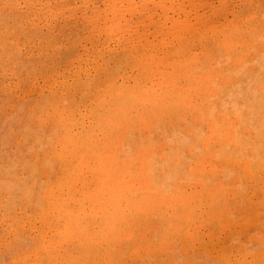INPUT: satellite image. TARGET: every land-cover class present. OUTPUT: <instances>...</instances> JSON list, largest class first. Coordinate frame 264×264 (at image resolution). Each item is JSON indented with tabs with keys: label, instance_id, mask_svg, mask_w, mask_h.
<instances>
[{
	"label": "rangeland",
	"instance_id": "rangeland-1",
	"mask_svg": "<svg viewBox=\"0 0 264 264\" xmlns=\"http://www.w3.org/2000/svg\"><path fill=\"white\" fill-rule=\"evenodd\" d=\"M227 28H229L228 32L232 30L230 35L227 32ZM223 30H225V33ZM167 72L169 74H167ZM200 72L206 73L204 74L205 77H203V74ZM108 73L111 75L108 76ZM179 73L184 74L181 75ZM198 73H200V75ZM178 74L179 76L177 77ZM173 75L174 78L172 79L175 80L169 83L168 80L170 81ZM180 75L182 78L179 79ZM186 77L194 82L192 81L190 84L189 82L191 81ZM158 78L162 82L156 85V83L160 82ZM107 80L108 82H106ZM186 80L189 82L187 83ZM174 81H178L177 84L175 83L176 87L174 86ZM185 81L187 86L192 85L187 88V92L185 88L183 90L179 88L181 83L182 88L186 86ZM167 83L168 85L173 84L171 87L168 86L167 89V86H165ZM118 84L120 86H118ZM125 85L128 86L125 87ZM142 85L146 86L147 89ZM151 85L156 88L152 90ZM193 85H195V87ZM199 85L204 87V89L202 90ZM131 86H133V88ZM134 86L135 89H137L135 90V94L134 91H132L134 90ZM122 87L125 91L128 89L131 90L130 92L128 90V93L126 91L128 96L125 94ZM160 88L163 90H159ZM192 88L196 91H193ZM121 89L122 91H120V93L122 92L125 95H119V90ZM138 90L140 93H136ZM147 90L152 91L148 92ZM156 90L160 91V94ZM190 90L191 94L188 92ZM175 91L179 96L177 94L172 95L173 92L174 94L176 93ZM180 91H182L184 95L180 96ZM152 92L156 93L155 97H149H154L151 100L153 103H151L148 97V101L145 99L146 97H144L145 100L142 99L144 94V96H146V94L149 96ZM198 92L201 93L198 94ZM131 93L134 95L132 96ZM157 95L162 98H158ZM134 96L137 98H134ZM180 97L182 98L181 100H179ZM90 98H93L94 101L90 100ZM118 98H120L119 101ZM141 99L143 101H140ZM155 100L158 101L156 102ZM193 101H196L197 104ZM122 102H125L124 105ZM119 103H121V107ZM167 103L168 105L172 103V105L170 104L171 107H166ZM79 104L81 108L78 106ZM115 104L120 108L116 110L117 107H114L116 106ZM142 104H145L144 107L147 106L145 108L148 109H144ZM181 104L187 106L183 107ZM123 106H125V109ZM70 107L71 109L68 110ZM112 107H114V109ZM79 108L81 110H79ZM127 108H131V110H129L130 112ZM153 108L155 109L153 110ZM60 109L63 113L60 112ZM89 109L96 110V112ZM71 110H74V112ZM182 110L185 112L179 115V111L182 112ZM49 111L55 113V115H52ZM80 111H83V113H80ZM115 111L117 112L115 113ZM94 113L96 114L95 117ZM168 113L169 115H167ZM69 114H71V116ZM171 114L177 116L172 118L173 116H170ZM58 116L59 120L57 119ZM167 116H169V118H166ZM99 117H102V122ZM92 118H95V120ZM103 118L105 121L104 124ZM67 120L69 122L71 121L70 124L67 123ZM77 121H80L79 124ZM115 122H117V124ZM177 122L178 124H176ZM224 122L226 123L225 125ZM91 123L93 124L90 126ZM113 123L116 125H113ZM96 124L100 126L96 127ZM103 125L105 130L103 129ZM226 125H228V127ZM215 126H221V128L217 127L218 129H215ZM68 127H70L71 131ZM80 127L83 129L80 130ZM222 127L224 128L222 129ZM232 127L233 129L231 130ZM224 129H226L224 132L226 133V137L229 135L227 138L224 137L225 134L222 133ZM229 129L231 134L228 131ZM91 130L92 132L96 131L95 134H92ZM218 130H220L219 133ZM65 131L67 133L72 132V135L67 134ZM63 133L66 138H64ZM87 133H89L90 136ZM221 133L223 134L222 137L220 135ZM99 135L100 137L102 136L101 139H99ZM108 135L112 138L110 137V139ZM67 136H69V138ZM70 136L74 137L71 138ZM87 136L89 138L91 137L92 142L89 141L90 139ZM102 139L103 141L106 139L108 144L103 142ZM218 139H221L220 142ZM70 140H72V142ZM80 140L83 142L82 145H79L81 142ZM85 140L87 141V145L84 142ZM98 140L105 143L104 146L102 145L103 143H100ZM114 141H116L115 144ZM96 142H98L96 144L97 147L94 145ZM110 143L114 150L113 153L115 151L117 153H112V150H110L111 147L109 146ZM232 143L234 144L232 145ZM59 144H61L60 149H58L60 146ZM56 145L58 148H54ZM98 147L101 148L99 149ZM113 147H116V149ZM72 148L74 149V153ZM93 148L96 149V155L95 149ZM102 148H104V150ZM105 148H107V150L109 148L111 152L108 151L113 155L108 154ZM214 148H216V150ZM55 149L56 152L54 151ZM91 149L94 151H90ZM51 150H53V152H51ZM78 150L79 152H77ZM52 153L54 155L59 154V157L54 156ZM76 153H79V155ZM209 153L210 155H208ZM236 153H238V155ZM47 155L50 156L47 157ZM63 155L66 156L63 157ZM106 155L108 156L107 166H105L106 168L104 169L106 172L97 170L94 166L99 164V158L101 156L107 160ZM114 155L117 156L116 161H119L118 163H116L115 159H110L111 157L114 158ZM60 156L62 159H59L61 158ZM67 156L68 158H66ZM69 156H71V158ZM94 156H99V158L97 157V159ZM109 159L115 162H111V165ZM129 159L132 165L127 164L129 163ZM210 159L213 160V162ZM227 159L229 160L228 162ZM122 160L124 162L126 161V165ZM208 160L211 161L212 165ZM232 160H234V162H231ZM68 161L71 162L69 163ZM246 161H248L247 167ZM203 162L204 164H201ZM229 163L231 165L230 167ZM115 164L116 166H113ZM214 164L217 166L214 167ZM79 165L80 167H78ZM86 165H88V167ZM109 165L112 166V168L110 167L109 169ZM124 165L128 166L125 167ZM240 165L244 167L242 166L241 169ZM200 166L204 169H201ZM56 167H58L57 170ZM116 167L117 169L114 170ZM196 167L198 170H195ZM75 168L79 170L77 169V172H75ZM136 168H141L140 170L143 169L142 172L144 174L140 172L139 169L138 172ZM239 168L241 170H239ZM245 168H248V170ZM107 169L109 173H107ZM118 169L120 173L116 174V172H119ZM211 169L214 171L211 172ZM133 170H136L134 171L135 174H132L134 173ZM261 170L264 172V0H0V264H27L28 262V264H47L46 262H48V264H54L56 262L59 264H108V261L112 264L114 262V256L116 255L119 257L118 260L116 256V261L120 262L115 263V261V264H146L147 262H150L149 264H200L201 261H204L205 264H214L216 261L217 264H233L235 261L239 264H248L249 259L251 260L255 257L254 261L253 259L250 261L251 264H264V174ZM244 171L247 172L245 173ZM101 174H109L108 182L101 180L106 177L105 179L107 181V175L104 176ZM119 174L123 179L121 176H118ZM69 175L76 176L72 177V179ZM82 175L85 180L82 179ZM129 175L132 177L135 176L131 179ZM250 175H252V179L251 177L248 178ZM54 176L55 179L52 180ZM117 176L119 179L118 183L122 180L120 184H116L117 179L115 180V178H117ZM124 176L127 179L124 178ZM137 176H139L140 180ZM246 176L247 179H245ZM143 177L145 178L144 180ZM95 178L100 180H96ZM110 179L111 181L112 179L116 181L115 183L112 181L114 187ZM134 179L136 180L134 181ZM146 179H148L147 182L149 183H147V186L145 185V188V186H141L143 182H140L144 181L146 183ZM261 179L263 180L261 181ZM54 180L56 182L58 181L57 185H55L56 183ZM82 180H84L83 185ZM94 180L97 181V183H94L96 188L93 184ZM125 180L131 182L127 184ZM110 182L111 184H109ZM98 183L100 185H97ZM106 183L109 184L110 187L109 193L108 191H104L109 188L105 186ZM132 183H135V185L137 184L138 188L134 184L132 185ZM176 183H178V186L180 185L178 189ZM89 184H92L94 189H92V186L90 187ZM68 185L71 188H69ZM72 185H74V187L78 185V192L80 190L81 192L78 194L77 187H75V189ZM46 186L48 187V191L44 190ZM51 186H55V191L54 187L52 189ZM86 186L89 187L86 188ZM182 186L184 188H182ZM133 187H135V189ZM221 187H223V189ZM101 188H105L103 191L106 194ZM121 188L124 190L123 192ZM217 188L221 190L219 191L221 194H219ZM71 189L73 194L72 191L69 193ZM180 189H182V191ZM183 189L185 192L188 190L192 193H197L198 197L192 194V198H190L189 192L186 194ZM96 190L97 193H95ZM143 190H146L145 192L147 193L143 192ZM179 190L183 193V196H181L182 193L181 195L179 194ZM148 191H150V194ZM112 192L113 195L111 194ZM139 192L142 196H140L141 194H139ZM142 192L145 195L149 194V196L146 195L147 201ZM88 193L91 194L89 195ZM176 193L181 197L179 199H184V201L182 200L183 202L181 201L180 203V201H178V203V197H173L174 195L171 196V199L169 195H177ZM214 193L217 196H215ZM53 194L54 197L52 196ZM63 194L66 196H63ZM96 194H98V197ZM126 194L129 195L126 197ZM130 194L131 198L128 200ZM212 194L214 195L213 199ZM74 195L75 197H73ZM110 195L114 197H110ZM137 195L138 198L134 197ZM187 195L191 199H189L191 203L187 200L188 197H185ZM76 196L78 200H76ZM61 197H63V199H61ZM148 197H151V199H148ZM46 198H48V200H46ZM139 198L141 200L144 198L146 201L145 205L148 206V208L144 205L145 201L143 200L141 202ZM131 199L134 201L132 202ZM136 199H139L141 205L143 204L146 208L142 205V208H139V210H132V208L136 209L137 204L135 203L138 202ZM203 199L207 202H204ZM106 200H108V205L106 204ZM185 200L188 202L186 203ZM86 201H88V203ZM123 202L124 206H122ZM129 203H131V206L134 205L135 207H130ZM217 203H220L219 206ZM126 204H129V207H127ZM157 204H159V209L157 208ZM105 205L107 207H105ZM195 205L197 207L196 209ZM46 206L48 207L47 211ZM96 206L98 208H96ZM38 207L41 208L39 209ZM56 207L58 212L56 211L57 209L55 210ZM138 207L139 204L137 209ZM188 207H191V210L190 208L187 209ZM129 208L132 210V213L129 212ZM210 208L213 209V212ZM79 209H84V211ZM90 209L93 212H91ZM143 209L144 211L142 212ZM183 209L188 210V212H185L189 214V217L187 214L183 213ZM146 210H148V213ZM174 210L177 211L174 212ZM180 210L183 211L179 212V214L182 215L178 216V214L175 217L173 213H178ZM39 211L44 212L41 213V215ZM48 211L50 212L48 213ZM217 211L219 212L217 213ZM52 212L54 213L52 214ZM106 212L108 215H112L110 216L112 218H109ZM79 213L82 214L80 215ZM129 213L131 215H129ZM144 213L146 216H144ZM195 213H198L197 216ZM57 214L59 215L57 216ZM193 214L195 217H193ZM26 215H28L27 218H29H26L25 222ZM38 215L41 219L37 217ZM190 216L193 219H190ZM32 217L34 221H32ZM73 217L75 218L73 219ZM140 217L143 219L147 218V221L146 219H140ZM148 217H151L152 220ZM45 218H48L47 221ZM97 218L98 220H95ZM105 218H107V221L109 219L108 224L112 222V225L109 224L110 226H107L108 229L106 227L107 221ZM184 218L186 220L188 218V220L186 221ZM194 218H196V220ZM2 219H6L5 221L7 223L11 222L12 224H6ZM13 219L18 221L15 223ZM43 220H45L44 223L46 225L43 223ZM127 220L129 221L127 222ZM135 220L136 223H134ZM138 220L141 223L137 222ZM166 220L167 222H165ZM173 220L175 221L174 223ZM184 220L185 222H183ZM189 220H192L193 223ZM145 221L146 224H143ZM158 221L163 224L161 225L160 223L159 225L157 223ZM194 221L196 222L194 223ZM122 222H126V224L123 223L124 225H121ZM155 222L158 225H156ZM170 222H172L173 225H169L168 223ZM176 222L181 224V228L178 224L176 226H179V228L174 226ZM187 222L191 225L187 224L190 228L187 227ZM63 223L65 224L64 227ZM117 224H119V228H117ZM136 224L138 227H136ZM164 224H167L168 227H162L166 226ZM12 225L14 227L16 226L15 232ZM184 225H186V227ZM94 226L97 229L93 231L92 229ZM102 226H105L104 228L106 231L110 229L107 232L108 234H102L105 233ZM113 226H115V230ZM127 226H129L128 231H126ZM154 226H157V228H154ZM53 227L55 228L53 229ZM20 228H23L24 231L20 230ZM60 229H62V233ZM86 229L87 232H85ZM168 229H171V231H167ZM123 230L127 233L123 232ZM89 231H91V234ZM183 231L187 233L184 234ZM159 232L160 234L157 235ZM167 232H171L169 235L171 236L172 234L173 236L170 237L167 235ZM100 233L103 236H101ZM117 233H121L120 237ZM143 233H145L144 236ZM175 233H177V236ZM180 233L183 234L181 238ZM47 234L50 235L48 236ZM145 236L148 239L145 240L142 245L141 243L146 239ZM164 236L166 242H170L174 240V238L175 240L167 246L168 243L164 241ZM186 236H188V238H186ZM50 238H52V240ZM121 238H124V240ZM184 238L187 241L183 243ZM63 239L64 242L62 241ZM161 239H163L162 242ZM127 240H129L131 244L128 243L129 241L127 242ZM78 241L80 242L78 243ZM106 241L112 246H107L108 242L105 246ZM117 241L119 245L122 244L123 248L116 243ZM136 241L139 245L136 244ZM99 242L104 245H98ZM157 242L161 250H158L159 245ZM84 244L86 245L83 250ZM113 244L115 246H113ZM140 244L143 250L140 248ZM150 244L155 245H153V249ZM176 244L179 249L176 248ZM44 245L48 248L44 247ZM94 245H98V248L94 247ZM136 245L139 246L138 248L140 249H138ZM147 245H149L151 249ZM104 246L105 249L106 247L109 248V252L107 250L105 256L104 252L106 250ZM70 247H72V251H69ZM112 247H114V249H111ZM147 247L148 250L150 249L151 252L157 254L154 255L151 253V255L146 249ZM174 247L175 249H173ZM75 248L77 250H75ZM95 248H97V251ZM85 249L86 251L90 250L87 251V253ZM98 249H102L104 252H100ZM129 250L132 252L127 253ZM157 250L158 252H155ZM34 251L37 256L34 254ZM98 251L102 254H99ZM112 251H115V254L112 253L113 255L110 256ZM122 251L125 254H123ZM73 252L77 253L76 256L75 254H71ZM91 252L94 256H92ZM22 253H26L27 255ZM82 253H86L87 256L90 255L89 258L86 257L88 260L85 258V254ZM135 253H138V255L135 256ZM18 254H20V257H18ZM108 254H110L109 257H112V259L109 258V260H107ZM131 255L133 256L131 257ZM142 255H144V257H142ZM14 256L15 258L12 260ZM97 256L99 259H97ZM102 256H104V259H102L105 261L107 260V262L100 259ZM134 256L135 258L137 256L140 258H137V260ZM57 257L60 259L58 260ZM62 257L63 259H61ZM79 258L80 260H78ZM141 258H143V260ZM50 259L52 262H50ZM66 259L67 262H65ZM222 259H225L223 263L220 262ZM239 259H241L240 262ZM36 261L40 263H36ZM74 261L76 262L74 263ZM100 261L101 263H99ZM226 261H228V263ZM236 262L234 264H236Z\"/></svg>",
	"mask_w": 264,
	"mask_h": 264
},
{
	"label": "bare ground",
	"instance_id": "bare-ground-1",
	"mask_svg": "<svg viewBox=\"0 0 264 264\" xmlns=\"http://www.w3.org/2000/svg\"><path fill=\"white\" fill-rule=\"evenodd\" d=\"M226 24H227V23H226ZM188 25H189V24H188ZM187 27H188V26H187ZM228 29H229V28H227V32H228ZM176 30H178V29H176ZM218 31H219V30H218ZM223 31H224V33H225V30H223ZM231 31H232V30H231ZM231 31L229 30V32H228L229 35H230V32H231ZM179 32H180V31H179ZM210 32H211V31H210ZM231 33H232V32H231ZM222 34H223V32H222ZM231 35H233V34H231ZM222 36H223V35H222ZM243 37H244V36H243ZM179 38H180V37H179ZM221 38H222V37H221ZM232 38H233V37H232ZM235 38H236V37H235ZM224 39H225V38H224ZM242 39H243V38H242ZM229 40H230V39H229ZM175 41H176V40H175ZM225 41H226V40H225ZM225 41H224V42H225ZM230 41H231V40H230ZM233 41L236 42L235 40H233ZM233 41H232V42H233ZM237 42H238V41H237ZM229 44H230V43H229ZM172 55H173V54H172ZM150 56H151V55H150ZM174 60H175V59H174ZM178 60H179V59H178ZM144 61H145V60H144ZM179 61H180V60H179ZM156 63H157V62H156ZM167 63H168V62H167ZM172 66H173V65H172ZM178 66H179V62H178ZM168 68H169V67H168ZM170 68H172V67H170ZM162 70H163V69H162ZM160 71H161V68H160ZM182 71H183V70H182ZM182 71H179V72H182ZM175 72H176V71H175ZM175 72H173V73H175ZM177 72H178V70H177ZM202 72H203V71H202ZM109 73H110V71H109ZM109 73H108V74H109ZM113 73H115V72H113ZM113 73H112V74H113ZM162 73H163V72H162ZM200 73H201V72H200ZM200 73H198V74L200 75ZM104 74H105V73H104ZM167 74H169V73L167 72ZM179 74H181V73H179ZM179 74L177 75V77L179 76ZM183 74H184V73H183ZM183 74H181V75H183ZM201 74H203V77H205L204 74H206V73H201ZM105 75H106V74H105ZM105 75H104V76H105ZM110 75H111V74H109L108 76H110ZM142 75H143V74H142ZM149 75H150V74H149ZM174 75H175V74H174ZM174 75L171 77V80H170V81L168 80L169 83H171L172 80H175V79H172V78H174ZM181 75H180L179 79L182 78ZM192 75H193V74H192ZM194 75H195V74H194ZM199 75H198V78H199ZM102 76H103V75H102ZM106 76H107V75H106ZM112 76H113V75H112ZM151 77H152V76H151ZM169 77H170V75H169ZM190 77H191V76H190ZM196 77H197V76H196ZM207 77H208V76H207ZM107 78H108V77H107ZM107 78H106V79H107ZM161 78H162V77H161ZM186 78H187V77H186ZM110 79H112V78H110ZM158 79H159V78H158ZM179 79H177V80H179ZM183 79H184V77H183ZM187 79H188V78H187ZM189 79H190V78H189ZM189 79H188V80H189ZM195 79H196V78H195ZM200 79H202V78H200ZM200 79H199V80H200ZM112 80H113V79H112ZM139 80H140V79H139ZM162 80H163V79H162ZM188 80H186L187 83H188L189 81H191V80H189V81H188ZM196 80H197V79H196ZM196 80H195V81H196ZM202 80H203V79H202ZM202 80H201V81H202ZM113 81H114V80H113ZM137 81H138V80H137ZM159 81H160V82H159V83H156V85H159V84L162 82L160 79H159ZM186 81H185V83H186ZM192 81H193V80H192ZM192 81L189 82V83L191 84ZM106 82H108V80H107ZM106 82H105V84L108 86V84H107ZM109 82H110V81H109ZM142 82H144V81H142ZM142 82H141V83H142ZM156 82H157V81H156ZM193 82H194V81H193ZM110 83H112V82H110ZM110 83H109V84H110ZM122 83H123V82H122ZM122 83H121V84H122ZM141 83H140V84H141ZM146 83H147V82H146ZM152 83H153V81H152ZM175 83L177 84L178 81H174V86H175ZM183 83H184V82H183ZM185 83H184V84H185ZM187 83L185 84L186 86H187ZM102 84H103V83H102ZM113 84H114V83H113ZM113 84H112V85H113ZM133 84H134V83H133ZM135 84H136V83H135ZM165 84H166V83H165ZM172 84H173V83H172ZM172 84L168 85V83H167V85H165V86H167V89H168V86L171 87ZM179 84H180V82H179ZM179 84H178V85H179ZM184 84H183V85H184ZM190 84H189V85H190ZM196 84H198V83H196ZM200 84H203V83H200ZM83 85H84V84H83ZM87 85H88V84H87ZM146 85H148V84H146ZM178 85H177V86H178ZM181 85H182V83L179 85L180 87L178 86V87L180 88V90H183V89L185 88V89H186V90H185L186 92H187V88L192 86V85H190V86H187V87L185 86V87L182 88ZM98 86H100V85H98ZM118 86H120V85L118 84ZM126 86H128V85H125V87H126ZM142 86L146 88V86H144V85H142ZM149 86H150V85H149ZM161 86L163 87L162 84H161ZM193 86L195 87V85H193ZM199 86H200V85H199ZM204 86H206V85H204ZM96 87H97V86H96ZM96 87H95V88H96ZM109 87H110V85H109ZM123 87H124V86H123ZM123 87H122V89H123ZM131 87L133 88V86H131ZM131 87H130V88H131ZM138 87H139V85H138ZM151 87H152V85H151ZM151 87H150V89H151ZM170 87H169V89H170ZM175 87H176V86H175ZM178 87H177V88H178ZM197 87H198V86H197ZM200 87H201V86H200ZM97 88H98V87H97ZM103 88H104V87H103ZM136 88H137V87H136ZM153 88H156V87H155V86L152 87V90H154ZM165 88H166V87H165ZM201 88H202V90L204 89V87H201ZM99 89H100V88H99ZM122 89L119 90V95H120V94H121V95L124 94V93H122V92L120 93V91H122ZM139 89H144V88H139ZM146 89H147V88H146ZM161 89H162V88H160L159 90H161ZM189 89H191V88H189ZM192 89H193V88H192ZM206 89H208V88H206ZM206 89H205V90H206ZM88 90H89V89H88ZM105 90H106V88H105ZM123 90H124V89H123ZM128 90H129V89H128ZM128 90H126L127 93H128ZM135 90H137V89H135V86H134V90H132V91H134V94H135ZM152 90H150V91L147 90V91H148V92H151ZM162 90H163V89H162ZM164 90H166V89H164ZM197 90H198V89H197ZM85 91H86V90H85ZM89 91H90V90H89ZM89 91H88V92H89ZM94 91H95V90H94ZM97 91H99V90H97ZM100 91H101V89H100ZM126 91L124 90L125 94H126ZM130 91H131V90H129V92H130ZM140 91H141V90H140ZM145 91H146V90H145ZM156 91H158V90H156ZM170 91H172V90H170ZM173 91H174V88H173ZM176 91H177V89H176ZM176 91H175V92H176ZM193 91H196V90L193 89ZM198 91H199V90H198ZM200 91H201V90H200ZM88 92H87V93H88ZM138 92H139V90L136 91V93H138ZM161 92H162V91H161ZM181 92H182V91H180V93H179L180 96L184 95V93L182 92V94H181ZM188 92L190 93L191 90L188 91ZM202 92H204V91H202ZM207 92H208V91H207ZM207 92H205V93H207ZM94 93H95V92H94ZM101 93H102V92H101ZM139 93H140V92H139ZM158 93L160 94V91H158ZM163 93H164V92H163ZM163 93H162V94H163ZM166 93H167V92H166ZM170 93H171V92H170ZM170 93H168V94H170ZM194 93H195V92H194ZM194 93H193V96H194ZM200 93H201V92H200ZM200 93L198 92V94H200ZM95 94H96V93H95ZM95 94H94V95H95ZM125 94H124V95H125ZM131 94H132V93H131ZM131 94H130V95H131ZM134 94H132V96H133ZM141 94H143V93H141ZM150 94H151V93H150ZM152 94H153V95H152ZM152 94L149 95V96H148L147 94H146V96H144V95H145V94H144V95L142 96V99H144V97H146L145 99H146L147 101H148L149 99H150V101H151V100L156 96V95H155V94H156L155 92H154V93L152 92ZM176 94L178 95L177 92H176L175 94H174V92H173L172 95H176ZM186 94H187V93H186ZM190 94H191V93H190ZM196 94H197V92H196ZM196 94H195V95H196ZM202 94H203V93H202ZM105 95H106V94H105ZM107 95H108V94H107ZM126 95L128 96V94H126ZM137 95H138V94H137ZM137 95H136V96H137ZM139 95H140V94H139ZM163 95H164V94H163ZM187 95H188V94H187ZM86 96H87V94H86ZM150 96H151V97L154 96V97H153V98H149ZM157 96H158V95H157ZM166 96H168V95H166ZM178 96H179V95H178ZM185 96H186V95H185ZM83 97H85V96H83ZM88 97H89V96H88ZM88 97H87V99H88ZM91 97H92V96H91ZM101 97H102V94H101ZM123 97H124V96H123ZM129 97H130V96H129ZM140 97H141V96H140ZM147 97H148L149 99H147ZM159 97H160V99L162 98L161 96H158V98H159ZM169 97H170V95H169ZM169 97H168V98H169ZM172 97H173V96H172ZM114 98H115V97H114ZM126 98H127V97H126ZM134 98H137V97L134 96ZM165 98H166V97H165ZM176 98H177V97H176ZM178 98H179V97H178ZM183 98H184V96H183ZM188 98H189V97H188ZM195 98H196V97H195ZM115 99H116V98H115ZM119 99H120V98H118V101H119ZM127 99H128V98H127ZM131 99H132V98H131ZM142 99H141L140 101H143ZM145 99H144V100H145ZM155 99H157V98H155ZM173 99H175V98H173ZM181 99H182V98L180 97L179 100H181ZM184 99H185V98H184ZM90 100H93V98H92V99L90 98ZM95 100H96V99H95ZM158 100H159V99H158ZM158 100H155V101L157 102ZM164 100H165V99H164ZM175 100H176V99H175ZM196 100H197V99H196ZM93 101H94V100H93ZM99 101H100V100H99ZM122 101H124V100H122ZM140 101H139V102H140ZM147 101H146V102H147ZM161 101H162V100H161ZM166 101H167V100H166ZM169 101H170V100H169ZM186 101H187V98H186ZM110 102H111V101H110ZM126 102H127V101H126ZM128 102H129V101H128ZM162 102H163V101H162ZM162 102H161V103H162ZM172 102H173V100H172ZM177 102H178V101H177ZM188 102H189V101H188ZM190 102H191V101H190ZM193 102H195V103L197 104L196 101H193ZM97 103H98V102H97ZM99 103H100V102H99ZM122 103H123V102H122ZM124 103H125V102H124ZM124 103H123V105H124ZM144 103H145V102H144ZM147 103H148V102H147ZM151 103H153V102L151 101ZM151 103H149V104H151ZM163 103H164V102H163ZM163 103H162V104H163ZM174 103H175V102H174ZM179 103H180V102H179ZM88 104H89V103H88ZM90 104H93V103H90ZM113 104H114V101H113ZM119 104H120V107H121V103H119ZM128 104H129V103H128ZM154 104H155V102H154ZM154 104H153V106H154ZM170 104L172 105V103H170ZM170 104L168 105V103H167V104H166V107H168V106L171 107ZM177 104H178V103H177ZM184 104H185V103H184ZM186 104H189V103H186ZM72 105H73V104H72ZM75 105H76V103H75ZM115 105H116V104H115ZM134 105H135V104H134ZM142 105H143V104H142ZM144 105H145V104H144ZM144 105H143V107H144ZM160 105H161V104H160ZM160 105H159V106H160ZM179 105H180V104H179ZM181 105H182V104H181ZM52 106H53V105H52ZM78 106H80V104H79ZM106 106H107V105H106ZM162 106H163V105H162ZM182 106H183V105H182ZM184 106H187V105H184ZM184 106H183V107H184ZM192 106H193V104H192ZM67 107H68V106H67ZM73 107H75V106H73ZM89 107H90V106H89ZM114 107H117V105L114 106ZM114 107H112V108L114 109ZM120 107H117L116 110H117L118 108H120ZM128 107H129V106H128ZM145 107H147V106H145ZM145 107H144V109H146ZM155 107H156V106H155ZM172 107H173V106H172ZM175 107H176V106H175ZM180 107H181V106H180ZM194 107H196V106H194ZM54 108H55V107H54ZM56 108H57V107H56ZM76 108H77V107H76ZM80 108H81V106H80ZM80 108H79V110H81ZM93 108H94V107H93ZM123 108L125 109V106H123ZM135 108H136V107H135ZM138 108H139V106H138ZM63 109H64V108H63ZM70 109H71V107H70L68 110H70ZM72 109H73V108H72ZM96 109H97V108H96ZM127 109H128V111L131 110V108H130V109L127 108ZM133 109H134V108H133ZM133 109H132V111H133ZM144 109H143V110H144ZM147 109H148V108H147ZM147 109H146V110H147ZM154 109H155V108H153V110H154ZM157 109H158V108H157ZM165 109H167V108H165ZM171 109H172V108H171ZM177 109H178V108H177ZM50 110H51V108H50ZM57 110H58V109H57ZM60 110H61V109H60ZM60 110H59V111H60ZM64 110H65V109H64ZM89 110H93V109H89ZM100 110H101V109H100ZM174 110H175V109H174ZM174 110H172V111H174ZM178 110H180V109H178ZM183 110H184V108H183ZM183 110H182V112L179 111V113H178V112H177V113H178L179 115H180L181 113L183 114V113L185 112V111L183 112ZM59 111H58V113H59ZM71 111H72V110H71ZM94 111L96 112V110H93V112H94ZM105 111H106V110H105ZM128 111H127V112H128ZM168 111H169V109H168ZM175 111H176V110H175ZM49 112H50V111H49ZM60 112H62V110H61ZM69 112H70V111H69ZM72 112H74V110H73ZM81 112L83 113V111H80V113H81ZM90 112H92V111H90ZM103 112H104V111H103ZM116 112H117V111H115V113H116ZM129 112H130V111H129ZM142 112H143V111H142ZM142 112H141V114H142ZM156 112H157V111H156ZM159 112H161V111H159ZM163 112H164V111H163ZM163 112H162V113H163ZM50 113H51V112H50ZM50 113H49V114H50ZM62 113H63V112H62ZM65 113H66V112H65ZM70 113H71V112H70ZM170 113H172V112H170ZM173 113H174V112H173ZM256 113H257V112H256ZM256 113H255V114H256ZM51 114H52V115H55V113H51ZM51 114H50V115H51ZM66 114H67V113H66ZM74 114H75V113H74ZM84 114H85V113H84ZM90 114H91V113H90ZM94 114H95V113H94ZM134 114H135V113H134ZM148 114H150V113H148ZM253 114H254V113H253ZM52 115H51V116H52ZM60 115H61V114H60ZM63 115H65V114H63ZM69 115L71 116V114H69ZM91 115H93V114H91ZM155 115H156V114H155ZM167 115H169V113H168ZM67 116H68V115H67ZM78 116H79V115H78ZM95 116H96V114L94 115V117H95ZM130 116H131V115H130ZM133 116H134V115H133ZM137 116H138V115H137ZM170 116H173V115L171 114ZM174 116H177V115H174ZM174 116H173L172 118H174ZM254 116H255V115H254ZM52 117H53V116H52ZM63 117H65V116H63ZM72 117H73V116H72ZM153 117H154V116H153ZM58 118H59V116L57 117V119H58ZM70 118H71V117H70ZM81 118H82V117H81ZM97 118H98V117H97ZM99 118H100V120L102 119V117H99ZM104 118H105V116H104ZM104 118H103V124H104V122H105V121H104ZM144 118H145V117H144ZM156 118H157V117H156ZM166 118H169V116H167ZM228 118H229V117H228ZM63 119H66V118H63ZM68 119H69V117H68ZM79 119H80V118H79ZM79 119H78V120H79ZM92 119L95 120V118H92ZM116 119H117V117H116ZM142 119H143V118H142ZM142 119H141V120H142ZM149 119L152 120L151 118H149ZM177 119H179V118H177ZM218 119H219V118H218ZM231 119H232V118H231ZM58 120H59V119H58ZM69 120H70V119H69ZM179 120H180V119H179ZM236 120H237V118H236ZM55 121H56V120H55ZM64 121H65V120H64ZM71 121H72V119H71ZM71 121H70V122H71ZM80 121H81V120H80ZM80 121H79V122H80ZM131 121H132V120H131ZM161 121H162V120H161ZM167 121H168V119H167ZM232 121H233V119H232ZM232 121H231V122H232ZM59 122H60V121H59ZM70 122L67 120V123L70 124ZM73 122H75V121H73ZM77 122H78V121H77ZM79 122H78V124H79ZM96 122H97V121H96ZM96 122H95V123H96ZM101 122H102V120H101ZM126 122H127V121H126ZM172 122H173V121H172ZM225 122H226V121H225ZM225 122H224V125L226 124ZM227 122H229V121H227ZM234 122H235V121H234ZM63 123H64V122H63ZM81 123H82V122H81ZM95 123H94V124H95ZM98 123H99V122H98ZM115 123L117 124V122H115ZM119 123H120V122H119ZM174 123H175V122H174ZM54 124H55V123H54ZM73 124H74V123H73ZM92 124H93V123H91L90 126H91ZM116 124L113 123V125H116ZM172 124H173V123H172ZM176 124H178V122H177ZM176 124H175V125H176ZM249 124H251V123H249ZM252 124H253V123H252ZM101 125H102V124H101ZM211 125H212V124H211ZM224 125H223V126H224ZM73 126H75V125H73ZM95 126H96V127H99L100 125L98 124V126H97V124H96ZM118 126H119V124H118ZM134 126H135V125H134ZM212 126H213V125H212ZM221 126H222V124H221ZM221 126H220V127L217 126V127H218V128H221ZM226 126L228 127V125H226ZM53 127H54V126H53ZM56 127H57V126H56ZM60 127H62V126H60ZM172 127H174V126H172ZM213 127H214V126H213ZM215 127H216V126H215ZM217 127H216L215 129H218ZM227 127H226V129H227ZM68 128H69V130H70V127H68ZM73 128H74V127H73ZM73 128H71V129H73ZM80 128H81V127H80ZM111 128H112V127H111ZM117 128H118V127H117ZM223 128H224V127H222V129H223ZM238 128H239V127H238ZM76 129H77V128H76ZM82 129H83V128H81L80 130H82ZM88 129H89V128H88ZM92 129H93V128H92ZM95 129H96V128H95ZM103 129H104V125H103ZM131 129H132V128H131ZM211 129H212V127H211ZM226 129H224L222 133H224V132L226 131ZM232 129H233V127L231 128V130H232ZM259 129H260V128H259ZM57 130H58V128H57ZM69 130H68V131H69ZM104 130H105V129H104ZM122 130H123V129H122ZM213 130H214V128H213ZM242 130H243V129H242ZM244 130H245V129H244ZM247 130H248V129H247ZM70 131H71V130H70ZM84 131H85V130H84ZM126 131H128V130H126ZM126 131H125V132H126ZM219 131H220V130H218V133H219ZM228 131H229V133H230V129H229ZM245 131H246V130H245ZM65 132H66V131H65ZM79 132H80V131H79ZM95 132H96V131H95ZM95 132H92V130H91V133H92V134H93V133L95 134ZM56 133H57V131H56ZM66 133H67V132H66ZM71 133H72V132H71ZM71 133H67V134H71ZM222 133L220 134L221 137H222V135H223ZM227 133H228V132H227ZM240 133H241V132H240ZM57 134H58V133H57ZM61 134H62V133H61ZM73 134H74V133H73ZM80 134H81V133H80ZM87 134L89 135V133H87ZM98 134H99V133H98ZM106 134H107V133H106ZM214 134H217V133H214ZM224 134H225L224 137H226V133H224ZM230 134H231V133H230ZM71 135H72V134H71ZM113 135H114V134H113ZM220 135H219V136H220ZM63 136H64V138H66L65 135H64V133H63ZM89 136H90V135H89ZM108 136H109V135H108ZM108 136H107V137H108ZM111 136H112V134H111ZM111 136H109V138H110ZM116 136H117V135H116ZM121 136H124V135H121ZM211 136H212V135H211ZM216 136H217V135H216ZM216 136H214V137H216ZM219 136H218V137H219ZM228 136H229V135H227V137H228ZM231 136H232V135H231ZM59 137H60V136H59ZM67 137L69 138V136H67ZM70 137H71V136H70ZM72 137H74V136H72ZM72 137H71V138H72ZM83 137H84V136H83ZM87 137H88V136H87ZM87 137H86V138H87ZM96 137H97V135H96ZM99 137H100V135H99ZM103 137H104V136H103ZM221 137H220V138H221ZM227 137H226V138H227ZM71 138H70V139H71ZM86 138H85V139H86ZM88 138H89V137H88ZM94 138H95V136H94ZM101 138H102V136H101L99 139H101ZM111 138H112V137H111ZM111 138H110V139H111ZM231 138H232V137H231ZM82 139H83V138H82ZM82 139H81V140H82ZM89 139H90L89 141H91V137H90ZM107 139H108V138H107ZM117 139H118V138H117ZM76 140H77V139H76ZM81 140H80V141H81ZM87 140H88V139H87ZM93 140H94V139H93ZM108 140H109V139H108ZM108 140H107V141H108ZM115 140H116V139H115ZM120 140H121V139H120ZM120 140H119V141H120ZM218 140H219V139H218ZM220 140H221V139H220ZM220 140H219V142H220ZM229 140H231V139H229ZM59 141H60V140H59ZM59 141H58V142H59ZM67 141H68V139H67ZM67 141H66V142H67ZM70 141L72 142V140H70ZM73 141H74V140H73ZM94 141H95V140H94ZM98 141L101 143V142L103 141V139H102V141H100V140H98ZM222 141H223V139H222ZM74 142H75V141H74ZM77 142H78V141H77ZM84 142H85L86 145H87V141L85 140ZM91 142H92V141H91ZM103 142L107 143V142H106V139H105V141H103ZM103 142H102V143H103ZM111 142H113V141H111ZM115 142H116V141H114V144H115ZM227 142H228V141H227ZM62 143H63V142H62ZM69 143H70V142H69ZM85 143H84V144H85ZM89 143H90V142H89ZM97 143H98V142H96L95 144L93 143V144L96 146ZM105 143H103L102 145L104 146ZM222 143H223V142H222ZM64 144H65V143H64ZM73 144H74V143H73ZM82 144H83V142L81 141L79 145H82ZM107 144H108V143H107ZM107 144H106V145H107ZM225 144H226V143H225ZM233 144H234V143H232V145H233ZM45 145H46V144H45ZM59 145H60L59 148L57 147V145H56L54 148L57 147L58 149H60L61 144H59ZM70 145H71V144H70ZM86 145H85V146H86ZM91 145H92V143H91ZM106 145H105V146H106ZM117 145H118V144H117ZM220 145H221V144H220ZM72 146H73V145H72ZM89 146H90V144H89ZM98 146H99V145H98ZM103 146H102V147H103ZM109 146L111 147V143H110ZM115 146H116V145H115ZM234 146H235V145H234ZM69 147H70V146H69ZM73 147H74V146H73ZM78 147H80V146H78ZM96 147H97V146H96ZM96 147H95V148H96ZM106 147H108V146H106ZM110 147H109V148H110ZM66 148H67V147H66ZM76 148H77V147H76ZM84 148H85V147H84ZM90 148H92V147H90ZM90 148H89V149H90ZM95 148H93V149H95ZM98 148H99V147H98ZM100 148H101V147H100ZM100 148H99V149H100ZM109 148H108V150H109ZM113 148L116 149V147H113ZM58 149H57V150H58ZM72 149H73V148H72ZM86 149H87V148H86ZM93 149H91L90 151H94ZM102 149L104 150V148H102ZM105 149L107 150V148H105ZM214 149L216 150V148H214ZM67 150H68V149H67ZM97 150H98V149H97ZM108 150L106 151V152H108V154H112L113 151H114V150L112 149V147L110 148V150H112V153H110L111 151L109 150V151H110V152H109ZM54 151L56 152V149H55ZM64 151H65V150H64ZM88 151H89V150H88ZM51 152H53V150H51ZM70 152H71V148H70ZM75 152H76V151H75ZM77 152H79V150H78ZM81 152H83V151H81ZM81 152H80V153H81ZM115 152H116V151H115ZM115 152H114V153H115ZM45 153H46V152H45ZM60 153H61V150H60ZM63 153H64V152H63ZM73 153H74V149H73ZM89 153H90V152H89ZM104 153H105V152H104ZM104 153H103V155L105 156L106 153H105V154H104ZM114 153H113V154H114ZM116 153H117V152H116ZM210 153H212V152H210ZM210 153H209L208 155H210ZM47 154H48V153H47ZM52 154H53V153H52ZM55 154H56V153H55ZM68 154H69V153H68ZM76 154L79 155V153H76ZM81 154H82V153H81ZM81 154H80V155H81ZM98 154H99V152H98ZM113 154H112V155H113ZM236 154L238 155V153H236ZM45 155H46V154H45ZM53 155H54V154H53ZM57 155H58V156H57ZM60 155H61V154H60ZM66 155H67V153H66ZM66 155H63V157H65ZM70 155H72V154H70ZM74 155H75V154H74ZM95 155H96V149H95ZM112 155H111V156H112ZM217 155H218V152H217ZM220 155H221V154H220ZM48 156H50V155H47V157H48ZM54 156L59 157V154H56V155H54ZM211 156H212V155H211ZM60 157H61V156H60ZM69 157L71 158V156H69ZM75 157H76V156H75ZM81 157H82V156H81ZM81 157H80V159H81ZM94 157H96V156H94ZM97 157L99 158V156H97ZM97 157H96V158H97ZM106 157H107V158H106L107 160H105L104 157H103V158H104V159H103L102 156L99 158V160H100L99 164H97V166H96V165L94 166L95 168H97V170H102V172L105 171L104 169L106 168L105 166H107V161H108V156L106 155ZM109 157H110V156H109ZM66 158H68V156H67ZM66 158H64V159H66ZM73 158H74V157H73ZM76 158H77V157H76ZM78 158H79V157H78ZM88 158H89V157H88ZM98 158H97V159H98ZM116 158H117V156L114 155V158L111 157L110 159H112V160L115 159V161H116ZM205 158H206V157H205ZM59 159H62V157L59 158ZM110 159H109V162H110V164H111V162H113V161H112V160L110 161ZM120 159H121V158H120ZM140 159H141V158H140ZM203 159H204V158H203ZM203 159H202V160H203ZM211 159H212V158H211ZM211 159H210V160H211ZM214 159H215V158H214ZM66 160H67V159H66ZM71 160H72V159H71ZM73 160H74V159H73ZM99 160H98V161H99ZM117 160H118V159H117ZM141 160H142V159H141ZM210 160H208V161H209V163L211 164V161L213 162V160H211V161H210ZM225 160H226V159H225ZM234 160H235V159H234ZM234 160H232L231 162H234ZM58 161H59V160H58ZM58 161H57V162H58ZM60 161H61V160H60ZM82 161H83V158H82ZM96 161H97V160H96ZM115 161H114V162H115ZM120 161H121V160H120ZM130 161H131V160L129 159V163H127L128 165H129V164L132 165V164L130 163ZM214 161H215V160H214ZM223 161H224V160H223ZM228 161H229V160L227 159V162H228ZM63 162H64V160H63ZM68 162H69V161H68ZM70 162H71V161H70ZM70 162H69V163H70ZM77 162H78V161H77ZM114 162H113V163H114ZM118 162H119V161H118ZM118 162L116 161V163H118ZM122 162H124V161L122 160ZM125 162H126V161H125ZM125 162H124V163H125ZM132 162H133V161H132ZM136 162H137V161H136ZM140 162H141V161H140ZM200 162H201V161H200ZM204 162H205V161H204ZM204 162L201 163V164H204ZM219 162H220V161H219ZM247 162H248V161L245 162V163H246V167H247ZM80 163H81V162H80ZM88 163H89V161H88ZM88 163H87V164H88ZM91 163H92V162H91ZM95 163H96V162H95ZM196 163H197V162H196ZM216 163H217V162H216ZM222 163H223V162H222ZM222 163H221V165H222ZM241 163H242V161H241ZM245 163H244V164H245ZM85 164H86V163H85ZM120 164H121V163H120ZM120 164H117V165H120ZM136 164H138V163H136ZM139 164H140V163H139ZM242 164H243V163H242ZM80 165H81V164H80ZM80 165H79L78 167H80ZM111 165H112V164H111ZM125 165H126V163H125ZM125 165H124V166H125ZM128 165H127V166H128ZM211 165H212V164H211ZM237 165H238V163H237ZM86 166L88 167V165H86ZM113 166H116V164L113 165ZM124 166H123V168H124ZM127 166H125V167H127ZM139 166H140V165H139ZM201 166H202V165H201ZM201 166H200V168H201V169H204V168L201 167ZM204 166H205V165H204ZM213 166L215 167V166H217V165L214 164ZM230 166H231V165H230V163H229V167H230ZM240 166H241V169H242V166H243V165H240ZM94 167H93V168H94ZM110 167L112 168V166L109 165L108 168L110 169ZM120 167H121V166H120ZM120 167H119V168H120ZM129 167H130V166H129ZM143 167H144V166H143ZM194 167H195V166H194ZM210 167H211V166H210ZM237 167H238V166H237ZM243 167H244V166H243ZM57 168H58V167H56V170H57ZM60 168H61V167H60ZM60 168H59V169H60ZM66 168H67V167H66ZM90 168H91V166H90ZM212 168H213V167H212ZM226 168H227V167H226ZM61 169H62V168H61ZM75 169H76V168H75ZM77 169H78V168H77ZM77 169H76L75 172H77ZM116 169H117V167H116L114 170H116ZM136 169H137V168H136ZM138 169H139V168H138ZM138 169H137V170H138ZM140 169H141V168H140ZM140 169H139V170H140ZM145 169H146V168H145ZM214 169H216V168H214ZM241 169L239 168V170H241ZM245 169L248 170V168H245ZM245 169H244V170H245ZM67 170H68V169H67ZM78 170H79V169H78ZM80 170H81V169H80ZM92 170H93V169H92ZM121 170H122V169H121ZM139 170H138V172H139ZM142 170H143V169H142ZM142 170H140V172H142ZM195 170H198L197 167H196ZM205 170H206V167H205ZM205 170H204V172H205ZM53 171H54V169H53ZM58 171H59V170H58ZM61 171H62V170H61ZM61 171H60V172H61ZM118 171H119V172H116V174H117V173H120V170H119V169H118ZM123 171H124V169H123ZM125 171H126V169H125ZM134 171H136V170H133V172H134ZM199 171H200V170H199ZM199 171H197V172H199ZM201 171H202V170H201ZM206 171H207V170H206ZM210 171L212 172V171H214V170L211 169ZM242 171H243V170H242ZM255 171H256V170H255ZM258 171H259V170H258ZM261 171H262V170H261ZM56 172H57V171H56ZM56 172H55V175H56ZM62 172H63V171H62ZM62 172H61V174H62ZM105 172H106V171H105ZM138 172H137V173H138ZM193 172H194V171H193ZM197 172H196V173H197ZM204 172H203V173H204ZM244 172H245V171H244ZM246 172H247V171H246ZM246 172H245V173H246ZM256 172H257V171H256ZM256 172H255V173H256ZM262 172H263V171H262ZM262 172H261V174H262ZM65 173H66V172H65ZM67 173H69V172H67ZM85 173H86V172H85ZM87 173H88V172H87ZM107 173H109V172H108V169H107ZM122 173H123V172H122ZM131 173H132V172H131ZM131 173H130V174H131ZM142 173H143V172H142ZM240 173H241V172H240ZM242 173H243V172H242ZM253 173H254V172H253ZM253 173H252V175H253ZM255 173H254V174H255ZM70 174H71V173H70ZM74 174H75V173H74ZM76 174H77V173H76ZM89 174H90V173H89ZM113 174H114V173H113ZM125 174H126V173H125ZM132 174H135V172L132 173ZM132 174H131V175H132ZM143 174H144V173H143ZM198 174H199V173H198ZM198 174H197V175H198ZM250 174H251V173H250ZM256 174H257V173H256ZM263 174H264V172H263ZM30 175H31V174H30ZM57 175H58V174H57ZM86 175H87V174H86ZM101 175L106 176L107 174H106V175H105V174H101ZM101 175H100V176H101ZM108 175H109V174H108ZM108 175H107V181H106V179H105L106 177H105L104 179H101V180H105V182H108V180H109ZM126 175H127V174H126ZM137 175H138V174H137ZM187 175H188V174H187ZM189 175H190V173H189ZM195 175H196V174H195ZM247 175H248V173H247ZM252 175L248 176V178L251 177ZM258 175H260V174H258ZM60 176H61V175H60ZM74 176H76V175H74ZM74 176H73V175H72V176L69 175L70 178H72V177H74ZM89 176H90V175H89ZM112 176H113V175H112ZM118 176L120 177L121 175L119 174ZM118 176H117V178H115V180L117 179V182H116V181H113V179H112V181H113L114 183L116 182V184H120V183L122 182V180H121V182L118 183V180H119V179H118ZM134 176H135V175H134ZM134 176H133V177H134ZM142 176H143V175H142ZM260 176H262V175H260ZM263 176H264V175H263ZM263 176H262V177H263ZM58 177H59V175H58ZM77 177H78V176H77ZM77 177H75V178H77ZM80 177H81V176H80ZM95 177H96V176H95ZM121 177H122V176H121ZM133 177L129 175V178L133 179ZM137 177L139 178V176H137ZM186 177H187V176H186ZM256 177H257V176H256ZM256 177H255V178H256ZM258 177H259V176H258ZM262 177H261V178H262ZM59 178H60V177H59ZM97 178H98V177H97ZM99 178H102V177H99ZM124 178H126V177L124 176ZM129 178H128V179H129ZM3 179H4V178H3ZM53 179H55V176L52 178V180H53ZM57 179H58V178H57ZM72 179H73V178H72ZM78 179H80V178H78ZM82 179H84V178H83V175H82ZM88 179H89V178H88ZM95 179H96V178H95ZM122 179H123V177H122ZM126 179H127V178H126ZM131 179H129V180H131ZM144 179H145V178L143 177V180H144ZM245 179H247V176L245 177ZM245 179H244V180H245ZM251 179H252V177H251ZM263 179H264V178H263ZM263 179H261V181H262ZM84 180H85V179H84ZM84 180H82V185L84 184V183H83ZM96 180H100V179H96ZM96 180H94L93 184H94L95 182L97 183ZM129 180H128V182H129ZM135 180H136V179H134V181H135ZM139 180H140V178H139ZM147 180H148V179H146V183H145L144 181H141L140 183L143 182V183L141 184V186H142V185H143V186H145V185L147 186V183H149V182H147ZM1 181H2V180H1ZM3 181H4V180H3ZM5 181H6V180H5ZM54 181H55V180H54ZM54 181H53V183H54ZM59 181H60V180H59ZM66 181H67V180H66ZM66 181H65V182H66ZM73 181H74V180H73ZM76 181H77V179H76ZM110 181H111V179H110ZM112 181H111V182H112ZM131 181H132V180H131ZM131 181H130V182H131ZM255 181H256V180H255ZM22 182H24V181H22ZM71 182H72V181H71ZM80 182H81V181H80ZM111 182H110L109 184H111ZM113 182H112V184H113V187H114V183H113ZM125 182L128 184V182H127L126 180H125ZM130 182H129V183H130ZM177 182H178V181H177ZM187 182L190 183L189 181H187ZM251 182H252V181H251ZM49 183H50V182H49ZM53 183H52V184H53ZM55 183H56L55 185H57L58 181H57V182L55 181ZM63 183H64V182H63ZM76 183H77V182H76ZM90 183H91V182H90ZM102 183H103V181H102ZM140 183H139V185H140ZM179 183H180V181H179ZM185 183H186V181H185ZM188 183H187V184H188ZM29 184H30V183H29ZM67 184H68V183H67ZM78 184H79V183H78ZM109 184L106 183L105 186L109 187ZM124 184H125V183H124ZM133 184L135 185V183H132V185H133ZM137 184H138V182H137ZM137 184L135 185L136 187L138 186ZM177 184H178V183H176V187L178 186ZM180 184H181V183H180ZM190 184H191V183H190ZM7 185H8V184H7ZM17 185H19V184H17ZM46 185H47V184H46ZM70 185H71V184H70ZM75 185H76V184H75ZM87 185H88V184H87ZM89 185H90V187L92 186V184H89ZM97 185H100V184L98 183ZM101 185H102V184H101ZM148 185H149V184H148ZM25 186H26V185H25ZM42 186H43V185H42ZM49 186H50V185H49ZM66 186H67V185H66ZM72 186H73V188H75V187H77L78 185L75 186V187H74V185H72ZM94 186H95V184H94ZM94 186H92L91 188L94 189ZM103 186H104V183H103ZM115 186H116V185H115ZM128 186H130V185H128ZM141 186H140V187H141ZM146 186H145V188H146ZM247 186H248V185H247ZM255 186H256V185H255ZM51 187H52V186H51ZM51 187H49V188H51ZM53 187H54V191H55V186H53ZM53 187H52V189H53ZM68 187H69V185H68ZM87 187H89V186H86V188H87ZM125 187H126V186H125ZM130 187H132V186H130ZM130 187H128V188H130ZM176 187H175V189H176ZM179 187H180V185L177 187V189H178ZM184 187H185V184H184ZM184 187L182 186V188H184ZM210 187H211V186H210ZM218 187H219V186H218ZM257 187H258V186H257ZM41 188H42V187H41ZM47 188H48V187L46 186V188H45L44 190H47V191H48ZM63 188H64V187H63ZM65 188H66V187H65ZM69 188H71V187H69ZM81 188H82V187H81ZM83 188H84V187H83ZM83 188H82V189H83ZM95 188H96V186H95ZM99 188H100V186H99ZM111 188H112V187H111ZM116 188H117V187H116ZM133 188L135 189V187H133ZM137 188H138V187H137ZM208 188H209V187H208ZM221 188L223 189V187H221ZM26 189H27V188H26ZM28 189H29V188H28ZM56 189H57V188H56ZM66 189H67V188H66ZM75 189H76V188H75ZM84 189H85V188H84ZM101 189H102V188H101ZM103 189H105V188H103ZM103 189H102V191H103ZM109 189H110V187L108 188V190H104V191H106V192L108 191V193H109ZM113 189H114V188H113ZM121 189H122V188H121ZM185 189H186V188H185ZM201 189H202V188H201ZM206 189H207V188H206ZM209 189H210V188H209ZM215 189H216V188H215ZM215 189H214V191H215ZM218 189H219V188H217V190H218ZM59 190H60V188H59ZM78 190H79V189H78V187H77V192H78ZM88 190H90V189H88ZM99 190H100V189H99ZM125 190H126V189H125ZM127 190H128V189H127ZM129 190H130V189H129ZM131 190H132V189H131ZM180 190L182 191V189H180ZM180 190H179V191H180ZM183 190H184V189H183ZM28 191H29V190H28ZM28 191H27V192H28ZM33 191H34V190H33ZM50 191H52V190H50ZM50 191H49V192H50ZM71 191H72V189L70 190V192H69V191H68V192L71 193ZM92 191H94V190H92ZM104 191H103V192H104ZM123 191H124V190L122 189V192H123ZM145 191H146V190H145ZM145 191L143 190V192H145ZM179 191H178V193H179ZM181 191H180V193H179L180 195H181V193H182ZM199 191H200V190H199ZM214 191H213V192H214ZM219 191H221V190H218V192H219ZM224 191H225V190H224ZM49 192H48V194H49ZM57 192H58V191H57ZM57 192H56V193H57ZM79 192H81V190H80ZM79 192H78V194H79ZM82 192H84V191H82ZM100 192H101V191H100ZM113 192H114V191H113ZM113 192L111 193L112 195H113ZM126 192H127V191H126ZM128 192H129V191H128ZM140 192H141V191H140ZM140 192H139V194H141ZM143 192H142V193H143ZM153 192H154V191H153ZM174 192H177V191H174ZM184 192H185V190H184ZM188 192H189V193H188ZM45 193H46V192H45ZM53 193H54V192H53ZM65 193H66V192H65ZM75 193H76V192H75ZM92 193H93V192H92ZM95 193H97V190H96ZM104 193H105V192H104ZM108 193H107V195H108ZM145 193H147V192H145ZM148 193L150 194V191H148ZM154 193H156V192H154ZM178 193H176L178 196L175 195V194H171V195H169V196L171 197V196L174 195L173 197H178V198H177V202L180 201V203H181V201H182V200L184 201V199H183V198H182V200L179 199V198H181V197L179 196ZM185 193H186V194H187V193L190 194V196H189L190 198H192V196H191L192 194H195V193H192V192H190V191H188V190H187V192H185ZM199 193H200V192H199ZM208 193H209V191H208ZM216 193H217V192H216ZM223 193H224V192H223ZM3 194H4V193H3ZM58 194H59V193H58ZM60 194H61V193H60ZM72 194H73V191H72ZM72 194H71V196H72ZM78 194H77V195H78ZM85 194H86V193H85ZM88 194L90 195L91 193H88ZM105 194H106V193H105ZM120 194H121V193H120ZM149 194H146V195L149 196ZM156 194H157V193H156ZM186 194H184V195H186ZM210 194H211V193H210ZM214 194H215V193H214ZM219 194H221V193L219 192ZM49 195H50V194H49ZM61 195H62V194H61ZM67 195H68V194H67ZM81 195H82V194H81ZM81 195H80V196H81ZM96 195H97V197H98V194H96ZM102 195H103V194H102ZM115 195H116V194H115ZM124 195H125V194H124ZM128 195H129V194H128ZM128 195L126 194V197H127ZM144 195H145V194L143 193V196H144ZM146 195H145L144 197H146ZM152 195H153V194H152ZM154 195H155V194H154ZM201 195H202V194H201ZM201 195H200V196H201ZM212 195H213V194H212ZM46 196H47V195H46ZM52 196L54 197V194H53ZM55 196H57V195H55ZM58 196H59V195H58ZM63 196H66V195L63 194ZM80 196H79V197H80ZM99 196H100V195H99ZM104 196H106V195H104ZM140 196H142V194H141ZM156 196H158V195H156ZM159 196H160V195H159ZM181 196H183V193H182ZM195 196L198 197V196H197V193L195 194ZM195 196H193V197H195ZM215 196H217V195L215 194ZM218 196H219V195H218ZM34 197H35V195H34ZM34 197H33V198H34ZM43 197H44V195H43ZM73 197H75V195H74ZM79 197H78V198H79ZM82 197H83V196H82ZM100 197H101V196H100ZM108 197H109V196H108ZM108 197H107V198H108ZM110 197H114V196H111V195H110ZM124 197H125V196H124ZM134 197H137V198H138V195H137V196H134ZM134 197H133V198H134ZM162 197H164V196H162ZM166 197H168V196H166ZM185 197H188V195L185 196ZM189 197H188L187 200L190 199ZM203 197H204V196H203ZM219 197H220V196H219ZM35 198H36V197H35ZM69 198H70V197H69ZM92 198H93V197H92ZM101 198H102V197H101ZM130 198H131V194H130V197H128V200H129ZM152 198H153V197H152ZM207 198H209V197H207ZM213 198H214V195H213L212 199H213ZM221 198H222V197H221ZM223 198H224V197H223ZM44 199H45V198H44ZM50 199H51V197H50ZM61 199H63V197H61ZM79 199H80V198H79ZM115 199H116V198H115ZM139 199H140V198H139ZM139 199H136V200H138V202L135 203V204H137V205H136V209L132 208V210H135V211H136V210H139V208H142V205H143V204L141 205V203L139 202ZM148 199H151V197H150V198L148 197ZM154 199H155V197H154ZM159 199H160V197H159ZM169 199H170V198H169ZM171 199H172V197H171ZM174 199H175V198H174ZM178 199H179V200H178ZM205 199H206V198H205ZM217 199H218V198H217ZM217 199H216V200H217ZM26 200H28V199H26ZM46 200H48V198H46ZM54 200H56V199H54ZM54 200H53V202H54ZM64 200H65V199H64ZM76 200H78V199H77V196H76ZM76 200H75V201H76ZM82 200H83V198H82ZM94 200H95V199H94ZM108 200H109V198H108ZM108 200H106V202H107L106 204H107V205H108ZM131 200H132V202L134 201L133 199H131ZM136 200H135V201H136ZM140 200H141V199H140ZM143 200H144V198H142L141 202H142ZM187 200H185L186 203L188 202ZM190 200H191V199H190ZM190 200H189V203H191ZM207 200H208V199H207ZM214 200H215V199H214ZM219 200H220V199H219ZM13 201H14V200H13ZM23 201H24V200H23ZM61 201H63V200H61ZM61 201H60V202H61ZM101 201H102V200H101ZM116 201H117V199H116ZM125 201H126V199H125ZM144 201H145V200H144ZM146 201H147V197H146ZM146 201L144 202V205H145ZM157 201H158V200H157ZM157 201H156V202H157ZM170 201H171V200H170ZM174 201H175V200H174ZM183 201H182V202H183ZM193 201H194V198H193ZM193 201H192V202H193ZM200 201H201V199H200ZM203 201H204V199H203ZM11 202H12V201H11ZM47 202H48V201H47ZM86 202L88 203V201H86ZM111 202H112V201H111ZM130 202H131V201H130ZM132 202H131V203H132ZM149 202H150V201H149ZM172 202H173V201H172ZM172 202H171V203H172ZM204 202H207V201L205 200ZM217 202H218V201H217ZM38 203H39V202H38ZM49 203H50V201H49ZM55 203H56V202H55ZM67 203H68V202H67ZM71 203H72V201H71ZM79 203H80V202H79ZM87 203H84V204H87ZM91 203H92V202H91ZM131 203H129V204H130V207H133L134 205L131 206ZM175 203H176V202H175ZM178 203H179V202H178ZM186 203H185V204H186ZM193 203H196V202H193ZM202 203H203V202H202ZM209 203H210V201H209ZM212 203H213V202H212ZM214 203H215V202H214ZM24 204H25V203H24ZM59 204H61V203H59ZM129 204H128V205L126 204L127 207H129ZM133 204H134V203H133ZM138 204H139V207H138V209H137ZM153 204H154V203H153ZM159 204H160V202H159ZM159 204H157V205H158L157 208L159 207ZM168 204H169V203H168ZM172 204H173V203H172ZM182 204H183V203H182ZM219 204H220V203H219ZM219 204L217 203L218 206H219ZM9 205H10V204H9ZM91 205H92V204H91ZM91 205H90V206H91ZM114 205H115V203H114ZM140 205H141V207H140ZM144 205H143V206H144ZM176 205H177V203H176ZM189 205H190V204H189ZM193 205H194V204H193ZM199 205H200V203H199ZM203 205H204V204H203ZM208 205H209V204H208ZM214 205H215V204H214ZM47 206H48V203H47ZM47 206H46V207H47ZM122 206H124V202H123V205H122ZM145 206H146V205H145ZM145 206H144V207H145ZM177 206H178V205H177ZM182 206H185V205H182ZM182 206H179V207H182ZM191 206H192V205H191ZM63 207H64V206H63ZM100 207H102V206H100ZM105 207H107V206L105 205ZM113 207H114V206H113ZM134 207H135V206H134ZM144 207H143V208H144ZM146 207L148 208V206H146ZM146 207H145V208H146ZM172 207H173V206H172ZM179 207H177V208H179ZM206 207H207V206H206ZM216 207H217V206H216ZM38 208L40 209L41 207H38ZM59 208H60V207H59ZM68 208H69V207H68ZM74 208H75V207H74ZM82 208H83V207H82ZM85 208H86V207H85ZM85 208H84V209H85ZM96 208H98V207L96 206ZM108 208H109V207H108ZM108 208H106V209H108ZM125 208H126V207H125ZM125 208H124V209H125ZM145 208H144V209H145ZM165 208H166V207H165ZM167 208H168V207H167ZM177 208H176V209H177ZM189 208H190V210H191V207H188L187 209H189ZM196 208H197V207H196V205H195V209H196ZM198 208H199V207H198ZM204 208H205V207H204ZM204 208H203V209H204ZM211 208H212V207H211ZM211 208H210V209H211ZM213 208H215V207H213ZM218 208H219V207H218ZM35 209H36V207H35ZM39 209H38V210H39ZM56 209H57V207L55 208V210H56ZM84 209H82V210L79 209V210L84 211ZM109 209H110V208H109ZM111 209H112V208H111ZM127 209H128V208H127ZM129 209H130V208H129ZM144 209L142 210V212L144 211ZM158 209H159V208H158ZM171 209H172V208H171ZM187 209H185V210L183 209L184 212H183L182 210H180V211H178V213H173V214L175 215V217H176V215L179 214V212H183V213L187 214V213H186V212H188ZM208 209H209V208H208ZM208 209H207V210H208ZM215 209H216V208H215ZM47 210H48V207H47L46 211H47ZM101 210H102V209H101ZM132 210L130 209V211H129V210H127V211H129L130 213H132ZM162 210H164V209H162ZM200 210H201V209H200ZM211 210H212V212H213V209H211ZM216 210H218V209H216ZM34 211H36V210H34ZM41 211H42V210H41ZM51 211H52V210H51ZM56 211L58 212V209H57ZM65 211H66V210H65ZM73 211H74V210H73ZM75 211H76V210H75ZM90 211L93 212L91 209H90ZM124 211H125V210H124ZM135 211H134V212H135ZM151 211H152V210H151ZM151 211H150V212H151ZM155 211H156V210H155ZM175 211H177V210H174V212H175ZM185 211H186V212H185ZM195 211H197V210H195ZM204 211H205V209H204ZM14 212L16 213L15 209H14ZM43 212H44V211H43ZM43 212H40V211H39L40 214L43 213ZM49 212H50V211H48V213H49ZM54 212H55V211H54ZM54 212H52V214H53ZM62 212H63V211H62ZM137 212H138V211H137ZM142 212H141V213H142ZM146 212L148 213V210H146ZM146 212H145V213H146ZM163 212H164V211H163ZM169 212H170V211H169ZM171 212H173V211H171ZM197 212H198V211H197ZM199 212H200V211H199ZM218 212H219V211H217V213H218ZM15 213H14V214H15ZM17 213H18V212H17ZM35 213H37V212H35ZM68 213H69V211H68ZM96 213H97V212H96ZM98 213H99V212H98ZM100 213H102V212H100ZM104 213H105V212H104ZM130 213H129V215H131ZM145 213H144V216H146ZM147 213H146V214H147ZM157 213H158V211H157ZM160 213H162V212H160ZM5 214H6V212H5ZM5 214H3V215H5ZM79 214H80V213H79ZM81 214H82V213H81ZM81 214H80V215H81ZM87 214H88V213H87ZM87 214H86V215H87ZM92 214H93V213H92ZM106 214H107V212H106ZM109 214H110V212H109ZM125 214H127V213H125ZM125 214H124V215H125ZM139 214H140V211H139ZM151 214H152V213H151ZM154 214H155V213H154ZM163 214H164V213H163ZM167 214H168V213H167ZM185 214H184V215H185ZM195 214H196V213H195ZM197 214H198V213H197ZM197 214H196V216H197ZM34 215H36V214H34ZM41 215H42V214H41ZM44 215H45V214H44ZM44 215H43V216H44ZM50 215H51V213H50ZM58 215H59V214H57V216H58ZM75 215H76V214H75ZM102 215H103V214H102ZM104 215H105V214H104ZM107 215H108V214H107ZM133 215H134V214H133ZM149 215H150V214H149ZM181 215H182V214H181ZM181 215L179 214L178 216H181ZM184 215H183V216H184ZM187 215H188V217H189V214H187ZM193 215H194V214H193ZM200 215H201V214H200ZM215 215H216V212H215ZM215 215H213V216H215ZM14 216H16V215H14ZM27 216H28V215H26V217H25V222H26V218H27ZM71 216H73V215H71ZM71 216H70V217H71ZM108 216H109V218H112V217H110V216H112V215H108ZM108 216H107V218H108ZM144 216H142V217H144ZM147 216H148V214H147ZM159 216H160V215H159ZM162 216H163V215H162ZM168 216H169V215H168ZM218 216H219V215H218ZM226 216H227V215H226ZM226 216H225V217H226ZM1 217H2V215H1ZM6 217H7V216H6ZM37 217L40 218L39 215H38ZM47 217H48V216H47ZM55 217H56V216H55ZM62 217H63V216H62ZM95 217H96V215H95ZM105 217H106V216H105ZM124 217H125V216H124ZM130 217H133V216H130ZM142 217H140V219H141ZM164 217H167V216H164ZM164 217H163V218H164ZM184 217H185V216H184ZM193 217H195V215H194ZM21 218H22V216H21ZM28 218H29V217H28ZM28 218H27V219H28ZM32 218H33V217H32ZM35 218H36V216H35ZM57 218H58V217H57ZM57 218H56V219H57ZM59 218H60V217H59ZM74 218H75V217H73V219H74ZM98 218H99V217H98ZM98 218L95 219V220H98ZM107 218H105L106 221H107ZM125 218H126V217H125ZM134 218H135V217H134ZM148 218H151V217H148ZM159 218H160V217H159ZM171 218H172V217H171ZM171 218H170V219H171ZM9 219H10V218H9ZM16 219H17V218H16ZM22 219H23V218H22ZM30 219H31V218H30ZM40 219H41V218H40ZM45 219H46V221H47L48 218H45ZM51 219H52V217H51ZM81 219H82V218H81ZM91 219H92V218H91ZM128 219H129V216H128ZM140 219H139V220H140ZM142 219H143V218H142ZM144 219H146V221H147V218H144ZM144 219H143V220H144ZM167 219H168V218H167ZM180 219H181V218H180ZM184 219H185V218H184ZM190 219H193V218H191V216H190ZM194 219L196 220V218H194ZM2 220H3V219H2ZM5 220H6V219H5ZM5 220H3V221H5ZM13 220H14V219H13ZM13 220H12V221H13ZM20 220H21V219H20ZM35 220H36V219H35ZM93 220H94V219H93ZM122 220H123V219H122ZM139 220H138L137 222L141 223ZM149 220H150V219H149ZM151 220H152V218H151ZM159 220H160V219H159ZM181 220H182V219H181ZM185 220H186V219H185ZM185 220H184L183 222H185ZM187 220H188V218H187ZM187 220H186V221H187ZM197 220H199V219H197ZM201 220H202V218H201ZM216 220H217V219H216ZM0 221H1V218H0ZM14 221H15V220H14ZM14 221H13V223H14ZM17 221H18V220H17ZM17 221H15V223H16ZM21 221H22V220H21ZM27 221H28V220H27ZM32 221H34V218H33ZM54 221H55V220H54ZM56 221H57V220H56ZM58 221H59V220H58ZM63 221H64V220H63ZM68 221H69V220H68ZM71 221H72V220H71ZM78 221H79V220H78ZM84 221H85V220H84ZM86 221H87V220H86ZM99 221H100V220H99ZM102 221H103V220H102ZM106 221H105V222H106ZM108 221H109V219H108ZM108 221H107V225H106V227H107L109 224L112 223V222H111V223L108 224ZM125 221H126V220H125ZM128 221H129V220H127V222H128ZM146 221H145L143 224H146ZM169 221H170V220H169ZM171 221H172V219H171ZM189 221L192 222V220H189ZM189 221H188V222H189ZM233 221H234V220H233ZM5 222H6V221H5ZM44 222H45V220H43V223H44ZM89 222H90V221H89ZM92 222H93V221H92ZM132 222H133V221H132ZM165 222H167V220H166ZM174 222H175V221L173 220V223H174ZM183 222H180V223H183ZM188 222L186 223V225L188 224ZM195 222H196V221H194V223H195ZM10 223H11V222H10ZM10 223H9V222H8V223L6 222V224H10ZM29 223H30V220H29ZM47 223H48V222H47ZM70 223H71V222H70ZM74 223H75V222H74ZM74 223H73V224H74ZM123 223L126 224V222H122L121 225H124ZM134 223H136V220H135ZM155 223H156V222H155ZM157 223H158L159 225H160V223H161V225L163 224L162 222L159 223V221H158ZM157 223H156V225H158ZM192 223H193V222H192ZM11 224H12V223H11ZM22 224H23V223H22ZM44 224H45V223H44ZM56 224H57V223H56ZM67 224H68V223H67ZM82 224H83V222H82ZM82 224H81V225H82ZM137 224H138V223H137ZM137 224H136V225H137ZM168 224L171 225L172 222H170V223H168ZM177 224H178V225L180 226V228H181V224H179V223H177V222H176V224H174V226H176ZM20 225H21V224H20ZM42 225H43V224H42ZM45 225H46V224H45ZM52 225H53V224H52ZM64 225H65V224L63 223V227H64ZM81 225H80V228H81ZM93 225H94V224H93ZM99 225H100V224H99ZM111 225H112V224H111ZM113 225H114V224H113ZM118 225H119V224H117V226H118ZM121 225H120V226H121ZM134 225H135V224H134ZM140 225H141V224H140ZM164 225H166V226H162V227H168L167 224H164ZM172 225H173V224H172ZM182 225H183V224H182ZM186 225H184V226L186 227ZM188 225H190V224H188ZM188 225H187V227H189ZM12 226H13V225H12ZM12 226H11V227H12ZM22 226H24V225H22ZM25 226H26V225H25ZM76 226H78V225H76ZM97 226H98V225H97ZM109 226H110V225H109ZM117 226H116V227H117ZM174 226H173V227H174ZM179 226H176V228H177V227L179 228ZM190 226H191V225H190ZM13 227H14V226H13ZM41 227H42V226H41ZM51 227H52V226H51ZM74 227H75V226H74ZM102 227H103V226H102ZM104 227H105V226H104ZM104 227H103V228H104ZM113 227H114V230H115V226H113ZM122 227H123V226H122ZM136 227H138V225H137ZM141 227H142V226H141ZM141 227H140V228H141ZM147 227H148V226H147ZM170 227H171V226H170ZM15 228H16V226L14 227V232H15ZM54 228H55V227H53V229H54ZM109 228H110V227H109ZM117 228H119V226H118ZM123 228H124V227H123ZM128 228H129V226L126 227V229H127L126 231L129 230ZM144 228H145V227H144ZM154 228H157V226H156V227L154 226ZM160 228H161V227H160ZM160 228H159V231H160ZM189 228H190V227H189ZM189 228H188V229H189ZM7 229H9V228H7ZM10 229H11V228H10ZM42 229H43V227H42ZM44 229H45V227H44ZM48 229H49V228H48ZM63 229H64V228H63ZM90 229H91V228H90ZM90 229H89V230H90ZM96 229H97V228H95V226H94L92 230L94 231V230H96ZM107 229H108V227H107ZM141 229H142V228H141ZM141 229H140V230H141ZM164 229H165V228H164ZM174 229H175V228H174ZM188 229H187V231H188ZM20 230L24 231L23 228H22V229L20 228ZM31 230H32V229H31ZM61 230H62V229H60V232H61ZM64 230H65V229H64ZM81 230H82V229H81ZM99 230H100V229H99ZM103 230H105V228H104ZM109 230H110V229H109ZM109 230H107V231L105 230V233H102V234L105 235ZM118 230H119V229H118ZM140 230H137V231H140ZM142 230H143V229H142ZM169 230L171 231V229H168L167 231H169ZM178 230H179V229H178ZM181 230H183V229H181ZM9 231H10V230H9ZM16 231H17V230H16ZM18 231H19V229H18ZM37 231H38V230H37ZM46 231H47V230H46ZM66 231H67V230H66ZM93 231H92V232H93ZM116 231H117V230H116ZM119 231H120V230H119ZM126 231L123 230V232H126ZM145 231H146V229H145ZM153 231H155V230H153ZM162 231H163V230H162ZM164 231H165V230H164ZM185 231H186V229H185ZM14 232H13V233H14ZM26 232H27V231H26ZM52 232H53V231H52ZM58 232H59V231H58ZM60 232H59V233H60ZM77 232H78V231H77ZM85 232H87V229L85 230ZM90 232H91V231H89V233H90ZM113 232H114V231H113ZM123 232H122V233H123ZM174 232H175V231H174ZM177 232H178V231H177ZM183 232H184V231H183ZM183 232H182V233H183ZM54 233H55V232H54ZM61 233H62V232H61ZM126 233H127V232H126ZM145 233H146V232H145ZM145 233H143V236L145 235ZM150 233H151V232H150ZM161 233H162V232H161ZM164 233H165V232H164ZM164 233H163V234H164ZM167 233H168V232H167ZM169 233H171V232H169ZM169 233H168L167 235H169ZM172 233H173V230H172ZM185 233H187V232H184V234H185ZM190 233H191V231H190ZM190 233H189V234H190ZM8 234H9V233H8ZM44 234H45V233H44ZM50 234H51V232H50ZM50 234H49V235H50ZM85 234H86V233H85ZM90 234H91V233H90ZM100 234H101V233H100ZM102 234H101V236H103ZM107 234H108V233H107ZM114 234H115V233H114ZM117 234H118V233H117ZM120 234H121V233L118 234L119 237H120ZM123 234H124V233H123ZM147 234H148V233H147ZM159 234H160V232H159L157 235H159ZM163 234H162V235H163ZM175 234H176V236H177V233H175ZM175 234H174V236H175ZM180 234H181V233H180ZM180 234H179V235H180ZM4 235H5V234H4ZM4 235H3V236H4ZM9 235H10V234H9ZM34 235H35V234H34ZM47 235H48V234H47ZM49 235H48V236H49ZM51 235H52V234H51ZM69 235H70V233H69ZM87 235H88V234H87ZM115 235H116V234H115ZM141 235H142V233H141ZM164 235L166 236V233H165ZM182 235H183V234L180 235V238H181ZM190 235H192V234H190ZM190 235H188V236H190ZM1 236H2V235H1ZM30 236H31V235H30ZM75 236H76V235H75ZM85 236H86V235H85ZM85 236H84V237H85ZM106 236H108V235H106ZM109 236H111V235H109ZM113 236H114V235H113ZM136 236H137V235H136ZM138 236H139V233H138ZM149 236H151V235H149ZM153 236H154V235H153ZM165 236H164V238H165ZM169 236H170V235H169ZM171 236H173V235L171 234ZM171 236H170V237H171ZM176 236H175V237H176ZM188 236H186V238H188ZM193 236H194V235H193ZM193 236H192V237H193ZM5 237H6V235H5ZM7 237H8V236H7ZM32 237H33V236H32ZM37 237H38V236H37ZM37 237H36V238H37ZM53 237H54V236H53ZM89 237H90V235H89ZM93 237H94V235H93ZM95 237H96V236H95ZM99 237H100V236H99ZM104 237H105V236H104ZM119 237H118V238H119ZM122 237H124V236H122ZM141 237H142V236H141ZM145 237H146V236H145ZM145 237H144V238H145ZM158 237H159V236H158ZM183 237H184V236H183ZM12 238H13V237H12ZM33 238H34V237H33ZM64 238H65V237H64ZM71 238H72V237H71ZM78 238H79V237H78ZM78 238H77V240H78ZM85 238H86V237H85ZM96 238H97V237H96ZM108 238H109V237H108ZM118 238H117V239H118ZM133 238H134V237H133ZM133 238H132V239H133ZM139 238H140V237H139ZM161 238H162V237H161ZM164 238H163V239H164ZM176 238H177V237H176ZM189 238H190V237H189ZM10 239H11V238H10ZM43 239H44V238H43ZM45 239H46V237H45ZM50 239L52 240V238H50ZM54 239H55V238H54ZM56 239H57V238H56ZM75 239H76V238H75ZM86 239H87V238H86ZM91 239H92V238H91ZM100 239H101V237H100ZM103 239H104V238H103ZM121 239L124 240V238H121ZM132 239H130V240H132ZM141 239H142V238H141ZM141 239H140V241H141ZM147 239H148V238L146 237V239H144L143 243H141V244L143 245L144 242H145V240H147ZM150 239L152 240L151 237H150ZM150 239H149V241H150ZM156 239H157V238H156ZM163 239H161V242H162ZM171 239H173V238H171ZM2 240H3V239H2ZM7 240H8V239H7ZM12 240H13V239H12ZM109 240H110V239H109ZM125 240H126V239H125ZM135 240H136V239H135ZM137 240H139V239H137ZM165 240H166V238L164 239V241H165ZM169 240H170V239H169ZM174 240H175V238H174ZM174 240H171L170 242H166V241H165V242L168 243V244H167V246H168V245H170L169 243H171V242L174 241ZM181 240H182V239H181ZM188 240H189V239H188ZM191 240H192V239H191ZM8 241H9V240H8ZM37 241H38V239H37ZM37 241H36V242H37ZM62 241L64 242V239H63ZM128 241H129V240H127V242H128ZM164 241H163V242H164ZM178 241H179V240H178ZM184 241H187V240H185V238H184L183 243H184ZM36 242H35V243H36ZM42 242H43V241H42ZM47 242H48V241H47ZM49 242H52V241H49ZM58 242H59V241H58ZM75 242H76V241H75ZM79 242H80V241H78V243H79ZM100 242H101V241H100ZM100 242L98 243V245L100 244ZM107 242H108V241L105 242V246H106V243H107ZM113 242H114V241H113ZM122 242H123V241H122ZM138 242H139V241H138ZM147 242H148V241H147ZM147 242H146V244H147ZM150 242H151V241H150ZM153 242H154V241H153ZM153 242H152V243H153ZM175 242H176V241H175ZM179 242H180V241H179ZM188 242H189V241H188ZM39 243H40V242H39ZM61 243H62V242H61ZM69 243H70V242H69ZM116 243H118V241H117ZM119 243H120V240H119ZM119 243H118V245H119ZM128 243H130V241H129ZM133 243H135V242H133ZM15 244H16V243H15ZM46 244H47V243H46ZM53 244H54V243H53ZM65 244H66V241H65ZM71 244H72V242H71ZM96 244H97V243H96ZM101 244H102V243H101ZM101 244H100V245H101ZM130 244H131V243H130ZM130 244H128V245H130ZM136 244H137V241H136ZM141 244H140V248H141ZM157 244L159 245L158 242H157ZM34 245H35V244H34ZM85 245H86V244H84V246H83V250H84ZM98 245H96V246L94 245V247H97V248H98ZM102 245H104V244H102ZM133 245H134V244H133ZM137 245H139V244H137ZM137 245H136V247L138 248L139 246H137ZM150 245L152 246V249H153V245H154V244H150ZM155 245H156V243H155ZM155 245H154V246H155ZM163 245H164V243H163ZM64 246H65V245H64ZM64 246H62V247H64ZM105 246H104V249H105ZM107 246L111 247L112 245H109V242H108V243H107ZM113 246H115V245L113 244ZM119 246H122V244L119 245ZM126 246H127V245H126ZM134 246H135V245H134ZM134 246H133V247H134ZM147 246L149 247V245H147ZM179 246H180V245H179ZM183 246H184V245H183ZM8 247H9V246H8ZM34 247H35V246H34ZM39 247H40V246H39ZM44 247H46V246L44 245ZM57 247H58V244H57ZM92 247H93V246H92ZM99 247H100V246H99ZM131 247H132V246H131ZM144 247H145V245H144ZM148 247L146 248L147 250H148ZM171 247H172V246H171ZM17 248H18V247H17ZM46 248H48V247H46ZM50 248H51V247H50ZM55 248H56V247H55ZM58 248H59V247H58ZM81 248H82V247H81ZM89 248H90V247H89ZM97 248H95L96 251H97ZM102 248H103V247H102ZM120 248H121V247H120ZM120 248H119V249H120ZM122 248H123V246H122ZM122 248H121V249H122ZM137 248H136V249H137ZM140 248H138V249H140ZM149 248H150V247H149ZM164 248H165V247H164ZM164 248H163V249H164ZM176 248H177V244H176ZM182 248H183V247H182ZM182 248H181V250L183 251ZM27 249H28V248H27ZM62 249H63V248H62ZM68 249H69V248H68ZM111 249H114V247H112ZM132 249H133V248H132ZM134 249H135V247H134ZM141 249H142V248H141ZM146 249H145V250H146ZM150 249H151V248H150ZM150 249L148 250V252H150V254H151V253L154 254V252H151ZM159 249H160V245H159V247H158V250H159ZM173 249H175V247H174ZM173 249H172V250H173ZM177 249H179V248H177ZM40 250H41V248H40ZM75 250H77V249L75 248ZM89 250H90V249H89ZM89 250H87V251H89ZM98 250H99V249H98ZM105 250H106L105 252H104V250H102V249L99 250V251H100V252H104V253H105L104 256H105L106 253H107V250H108V252H109V248L106 247ZM142 250H143V249H142ZM158 250L155 251V252H158ZM160 250H161V249H160ZM181 250H180V251H181ZM45 251H46V250H45ZM49 251H50V250H49ZM61 251H62V250H61ZM69 251H72V247H70V250H69ZM78 251H79V249H78ZM81 251H82V250H81ZM85 251H86V249H85ZM87 251H86V252H87ZM91 251H92V250H91ZM99 251H98V253H99ZM116 251H117V250H116ZM123 251H124V250H123ZM123 251H122V252H123ZM139 251H140V250H139ZM152 251H153V250H152ZM29 252H32V251H29ZM46 252H47V251H46ZM52 252H53V251H52ZM55 252H56V251H55ZM58 252H59V251H58ZM62 252H63V251H62ZM82 252H84V251H82ZM114 252H115V251H114ZM114 252L112 251V252H111V255L108 254V259H107V260H109V258H110L109 255L112 256V255H113L112 253H114ZM117 252H119V251H117ZM129 252L131 253L132 251L129 250L127 253H129ZM141 252H142V251H141ZM148 252H147V253H148ZM18 253H19V251H18ZM38 253H39V251H38ZM48 253H49V252H48ZM50 253H51V252H50ZM60 253H61V252H60ZM65 253H66V252H65ZM68 253H69V252H68ZM87 253H88V252H87ZM91 253H92V252H91ZM96 253H97V252H96ZM127 253H126V254H127ZM147 253H146V254H147ZM181 253H182V252H181ZM20 254H21V253H20ZM20 254H18L19 256H18V255H17V256L20 257ZM22 254H24V253H22ZM25 254H26V253H25ZM25 254H24V255H25ZM27 254H28V252H27ZM27 254H26V255H27ZM34 254H35V251H34ZM56 254H57V253H56ZM61 254H63V253H61ZM61 254H60V255H61ZM71 254H75V256H76L77 253H74V252H73V253H71ZM80 254H81V253H80ZM82 254H85V258H86V257L89 258V256H90V255L87 256L86 253H82ZM89 254H90V253H89ZM99 254H102V253H99ZM114 254H115V253H114ZM117 254H118V253H117ZM123 254H125V253L123 252ZM132 254H133V253H132ZM148 254H149V253H148ZM150 254H149V255H150ZM156 254H157V253H155L154 255H156ZM29 255H30V253H29ZM35 255H36V254H35ZM41 255H42V254H41ZM48 255H50V254H48ZM60 255H59V256H60ZM65 255H66V254H65ZM136 255H138V253H137V254L135 253V256H136ZM151 255H152V254H151ZM181 255H182V254H181ZM254 255H255V254H254ZM257 255H258V254H257ZM21 256H23V255H21ZM36 256H37V255H36ZM61 256H62V255H61ZM61 256H60V257H61ZM79 256H80V255H79ZM79 256H77V257H79ZM92 256H94L93 253H92ZM104 256L100 257V259H102ZM116 256H117V255H116ZM116 256H114V257L116 258ZM132 256H133V255H131V257H132ZM135 256H134V258H135ZM255 256H256V255H255ZM18 257H17V258H18ZM27 257H29V256H27ZM27 257H26V259H27ZM32 257H33V256H32ZM63 257H64V256H63ZM63 257H62L61 259H63ZM65 257H66V256H65ZM69 257H71V256H69ZM72 257H74V256H72ZM77 257H76V259H77ZM82 257H83V256H82ZM114 257H113V258H114ZM122 257H123V255H122ZM129 257H130V255H129ZM142 257H144V255H142ZM257 257H258V256H257ZM14 258H15V256L13 257L12 260H14ZM24 258H25V256H24ZM30 258H31V257H30ZM41 258H42V257H41ZM80 258H81V257H80ZM80 258H79L78 260H80ZM83 258H84V257H83ZM115 258H114V260H113L114 262H115L119 257L117 256V259H115ZM137 258H138V256H137L135 259H137ZM139 258H140V257H139ZM139 258H138V259H139ZM156 258H157V257H156ZM178 258H179V257H178ZM222 258H223V257H222ZM255 258H256V257H255ZM255 258H254V259H255ZM19 259H21V258H19ZM19 259H17V260H19ZM28 259H29V258H28ZM55 259H56V258H55ZM57 259H58V257H57ZM59 259H60V258H59ZM59 259H58V260H59ZM72 259H73V258H72ZM76 259H75V260H76ZM86 259H87V258H86ZM91 259H92V258H91ZM97 259H99L98 256H97ZM103 259H104V258H103ZM103 259H102V260H103ZM105 259H106V258H105ZM110 259H112V257H111ZM135 259H134V260H135ZM138 259H137V260H138ZM141 259L143 260V258H141ZM158 259H159V258H158ZM179 259H180V258H179ZM243 259H244V261H245V258H244V257H243ZM252 259H253V258H252ZM252 259H251V260H252ZM254 259H253V261H254ZM37 260H38V259H37ZM48 260H49V259H48ZM87 260H88V259H87ZM94 260H95V258H94ZM102 260H101V261H102ZM107 260H106V261L103 260V261L107 262ZM118 260H119V259H118ZM124 260H125V258H124ZM224 260H225V259H222V261H220V262L223 263ZM240 260H241V259H239V262H240ZM251 260L249 259L248 264L250 263ZM10 261H11V260H10ZM15 261H16V260H15ZM21 261H22V260H21ZM23 261H24V259H23ZM34 261H35V260H34ZM34 261H33V262H34ZM61 261H63V260H61ZM84 261H85V259H84ZM90 261H91V260H90ZM90 261H89V262H90ZM96 261H98V260H96ZM96 261H95V262H96ZM101 261H100L99 263H101ZM103 261H102V262H103ZM121 261H122V258H121ZM148 261H149V260H148ZM230 261H231V260H230ZM237 261H238V260H237ZM255 261H256V260H255ZM37 262L40 263L39 261H36V263H37ZM50 262H52L51 259H50ZM53 262H54V260H53ZM65 262H67V259H66ZM69 262H70V261H69ZM72 262H73V261H72ZM75 262H76V261H74V263H75ZM77 262H78V261H77ZM114 262H113V263H114ZM119 262H120V261H118V262L116 261L115 263H119ZM122 262H123V261H122ZM124 262H125V261H124ZM216 262H217V261H216ZM216 262H215V263H216ZM226 262L228 263V261H226ZM231 262H232V261H231ZM235 262H236V261H235ZM235 262H233V264H234ZM24 263H26V262H24ZM28 263H29V262H28ZM28 263H27V264H28ZM46 263L48 264V262H46ZM70 263H71V262H70ZM82 263H83V262H82ZM92 263H93V262H92ZM111 263H112V262H111ZM113 263H112V264H113ZM115 263H114V264H115ZM147 263H148V262H147ZM147 263H146V264H147ZM149 263H150V262H149ZM149 263H148V264H149ZM159 263H160V262H159ZM161 263H162V262H161ZM215 263H214V264H215ZM229 263H230V262H229ZM243 263H244V262H243ZM252 263H253V262H252ZM9 264H10V263H9ZM20 264H21V263H20ZM22 264H23V263H22ZM49 264H51V263H49ZM52 264H53V263H52ZM54 264H59V263L56 262V263H54ZM63 264H65V263H63ZM78 264H79V263H78ZM80 264H81V263H80ZM93 264H96V263H93ZM97 264H98V263H97ZM101 264H102V263H101ZM108 264H110L109 261H108ZM138 264H139V263H138ZM174 264H176V263H174ZM177 264H178V263H177ZM179 264H180V263H179ZM216 264H217V263H216ZM219 264H220V263H219ZM230 264H231V263H230ZM236 264H239V263L236 262ZM245 264H246V263H245ZM250 264H251V263H250Z\"/></svg>",
	"mask_w": 264,
	"mask_h": 264
},
{
	"label": "snow or ice",
	"instance_id": "snow-or-ice-1",
	"mask_svg": "<svg viewBox=\"0 0 264 264\" xmlns=\"http://www.w3.org/2000/svg\"><path fill=\"white\" fill-rule=\"evenodd\" d=\"M200 264H205V262L204 261H201Z\"/></svg>",
	"mask_w": 264,
	"mask_h": 264
}]
</instances>
